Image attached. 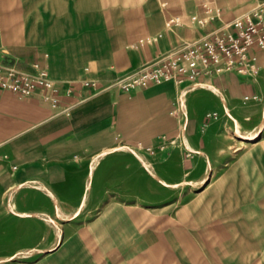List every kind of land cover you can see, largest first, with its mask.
I'll return each mask as SVG.
<instances>
[{
  "label": "crops",
  "instance_id": "1",
  "mask_svg": "<svg viewBox=\"0 0 264 264\" xmlns=\"http://www.w3.org/2000/svg\"><path fill=\"white\" fill-rule=\"evenodd\" d=\"M11 1L9 14L15 20L13 33L21 37L19 40L9 39L0 13V62H13L23 69H30L34 61L47 66L48 75L56 82L60 105L51 107L41 94L23 97L0 89V155L8 152L10 167L13 169L16 166L12 174L4 175L1 179L17 183L40 177V181L47 184V193L55 199H78L73 203L75 211L71 215L79 213L86 197L93 200L114 196L98 190L97 182L99 178L107 176L108 153L116 145V138L127 141L130 135L133 138L141 135L144 139H150L156 134L171 131L174 127L173 118L178 119L179 130L183 134L189 120L187 101L192 95L196 100L203 101L201 87L204 83L216 86L219 93L232 89L238 97L242 94L253 96L262 89L263 74H256L252 70L200 76L198 81L201 86L188 91L181 103L186 114L185 120L178 110L172 113L178 108L176 101L179 98L178 88L171 82L127 91L109 86L114 79L131 72L157 54L182 41L202 36L264 0H207L220 10V16L204 25L189 19L191 14L199 18L207 15L198 1L158 2L153 10L151 32L154 36L162 34L161 37L148 48L145 61L114 77L108 72L102 77L82 68L80 39L83 34L76 29L78 22L71 20L74 18L58 21L52 16L42 17L34 9L35 4H23L28 0L21 1V4L18 0ZM175 16H180L181 24L166 28V20ZM42 45L47 46L50 55L42 52L46 55L40 57V52L34 50ZM251 55L254 66H261L264 50L254 49ZM87 77L95 81L94 86L84 85ZM67 88H71L68 95ZM79 100L82 101L68 112L61 110ZM221 101L225 103V98L222 97ZM126 102L131 104L132 114L128 113L130 104ZM142 117H147L144 122L146 128L133 126ZM261 120H264V116ZM191 133L189 143L178 144L181 149L197 153L214 149V144L208 140L199 141V137L204 135L207 139L208 133L198 129ZM74 155L80 158L75 159ZM244 173L230 178L232 186L227 185L226 181L229 180L226 177L229 176L225 174H218L215 180L217 184L214 185L210 177L206 178L200 190L191 196L195 201L184 206V221L179 224L176 198L170 199L168 243L178 254L173 262L181 263L184 257L186 262L192 263L248 264L261 253L264 240V191L258 193L254 186L248 184L264 183V171H257L261 178L256 180ZM166 183L176 185L177 179H169ZM56 203L59 211L60 202ZM258 214L262 215L260 219ZM153 230H157L155 225Z\"/></svg>",
  "mask_w": 264,
  "mask_h": 264
},
{
  "label": "rangeland",
  "instance_id": "2",
  "mask_svg": "<svg viewBox=\"0 0 264 264\" xmlns=\"http://www.w3.org/2000/svg\"><path fill=\"white\" fill-rule=\"evenodd\" d=\"M18 1L21 4L26 0ZM161 1L28 0L23 4H35L42 17L52 16L58 21L74 18L71 20L78 22L76 29L83 34L82 68L114 77L145 61L154 37V6ZM11 7V0H0L2 24L9 39L19 40L21 35L13 33ZM34 50L40 57L46 55L44 52L50 55L47 46ZM255 73L264 77V58ZM201 89L203 101L194 95L187 101L189 120L183 134L178 119L173 118L171 131L150 139L141 135H130L127 141L116 138V145L108 153L107 176L97 182L98 190L114 196L86 197L76 215L70 213L75 211L73 203L78 199H55L40 177L4 182L1 178L12 174L13 169L8 152L0 155V264H217L186 262L184 257L181 263L173 262L178 254L168 243L169 201L176 198L179 224L184 221V206L195 201L191 196L206 178L210 177L214 185L217 175L225 174L230 186V178L242 172L254 180L261 178L257 171H264V80L259 94L249 95L247 100L246 94L238 97L232 89L219 93L211 83H204ZM131 110L130 104L129 114ZM146 119L142 117L133 126L146 128ZM196 129L208 133L207 139L204 135L199 141L208 140L214 144L213 150L197 153L178 146L189 143ZM255 131L260 134L253 140L239 138L240 134L252 136ZM174 178L176 185L166 183ZM248 186H254L258 193L264 191L261 182ZM261 216L257 215L259 219ZM262 246L261 253L248 264H264V240Z\"/></svg>",
  "mask_w": 264,
  "mask_h": 264
},
{
  "label": "built area",
  "instance_id": "3",
  "mask_svg": "<svg viewBox=\"0 0 264 264\" xmlns=\"http://www.w3.org/2000/svg\"><path fill=\"white\" fill-rule=\"evenodd\" d=\"M206 12V16L199 18L191 14V22L200 25L219 19L220 10L212 6L207 0H196ZM180 16L171 17L165 22L170 29L180 25ZM157 34L152 38L154 42L161 37ZM264 50V2L257 3L251 10L235 16L221 26L208 30L202 36L185 40L175 47L157 54L131 72L112 81L109 87L120 90H130L136 87L146 88L153 84L171 82L178 88V108L186 120L181 103L186 93L201 86L200 76L221 75L230 71H255L251 51ZM55 80L50 78L45 66L38 61L31 63L30 69L18 67L13 62H0V89L19 96L32 97L41 94L43 100L51 107H58L60 100L56 93ZM95 85L94 80L85 81L84 85ZM71 88L66 89V94ZM245 100L248 96L244 97ZM61 108L68 112L73 106L81 102ZM16 166H13L15 169Z\"/></svg>",
  "mask_w": 264,
  "mask_h": 264
},
{
  "label": "bare ground",
  "instance_id": "4",
  "mask_svg": "<svg viewBox=\"0 0 264 264\" xmlns=\"http://www.w3.org/2000/svg\"><path fill=\"white\" fill-rule=\"evenodd\" d=\"M145 122V121H144ZM143 123V122H142ZM141 123V124H142ZM259 132L258 131H255L254 134L252 136H247V135H243V134H240L241 137H239L240 139H243V140H253L254 137H258L259 136Z\"/></svg>",
  "mask_w": 264,
  "mask_h": 264
}]
</instances>
